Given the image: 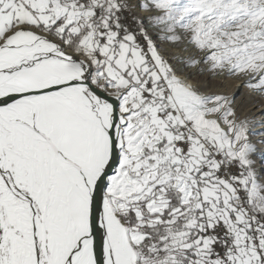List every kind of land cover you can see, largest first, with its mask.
Instances as JSON below:
<instances>
[{"label": "snow or ice", "instance_id": "6c2138e0", "mask_svg": "<svg viewBox=\"0 0 264 264\" xmlns=\"http://www.w3.org/2000/svg\"><path fill=\"white\" fill-rule=\"evenodd\" d=\"M0 264H264V0H0Z\"/></svg>", "mask_w": 264, "mask_h": 264}, {"label": "rangeland", "instance_id": "374dc122", "mask_svg": "<svg viewBox=\"0 0 264 264\" xmlns=\"http://www.w3.org/2000/svg\"><path fill=\"white\" fill-rule=\"evenodd\" d=\"M166 45H169V47H172V49L175 50V53H174L175 56H174V58H171V61L172 60H176V62L179 63V65L181 66V68L182 69L184 68L183 70H189V69H193L194 70V68H191V67H188V68L183 67L182 63L179 62L180 60L185 59V58H187L190 55V49L186 48V46L183 45V44H166ZM162 46H165V44H162ZM163 50L164 49L161 48V51L165 55V52ZM186 51H188V53H189L188 56H185V54H187ZM165 57H166V55H165ZM198 76L203 79V77L201 75H198ZM225 81H230V83H232L233 85H235L236 86L235 90H237L238 88H240V91H241L243 88H245V87L242 86L241 80L236 79L234 77H227V78H224V77H213L212 78V83H213L214 87L211 90L217 91V92L218 91L219 92H224L225 93V90H223V88L225 89V87H224L225 85H223V83H225ZM246 90L251 95L252 98L249 101V105L248 106H245L244 105L246 103H240V105L238 104L239 105L238 111H239V113H240L241 116L247 115V111H248V109H251L252 102L253 101L258 102L260 100V97L257 94L252 93L247 88H246ZM242 100H245V98L243 97L241 99V101Z\"/></svg>", "mask_w": 264, "mask_h": 264}, {"label": "bare ground", "instance_id": "6f19581e", "mask_svg": "<svg viewBox=\"0 0 264 264\" xmlns=\"http://www.w3.org/2000/svg\"><path fill=\"white\" fill-rule=\"evenodd\" d=\"M160 47L162 49H164L163 51L165 52V55L168 59H170V62L173 64V66L178 70V71H182L183 72V76L187 78V82L189 83H192V84H198V83H201L203 81L202 78H200L197 73V71L194 69H189V70H183L181 68V66L179 65L178 62H176V60H172L171 61V58H174L175 56V50L172 49V47H169V45H166L165 46H162L160 45ZM187 54H185V56H188V51H186ZM223 85H225V89L223 88V90H225V93L228 94V95H232V94H236V100H237V103L240 105V103H246L244 104L245 106H248L249 105V101L251 100V95L247 92L246 88H241L242 90L240 91V88H238L237 90H235L236 86L233 85L232 83H230V81H225V83H223ZM222 90V89H221ZM213 91V90H212ZM219 92V91H218ZM239 93V94H238ZM245 98V100H242V98ZM244 108V107H243ZM259 108H256V109H248L247 111V114H249L250 111H253V113L255 111H258Z\"/></svg>", "mask_w": 264, "mask_h": 264}]
</instances>
